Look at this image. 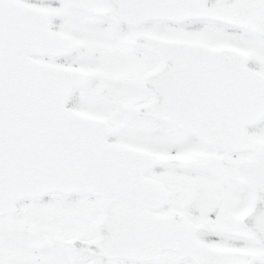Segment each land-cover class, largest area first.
<instances>
[{"label":"snow or ice","instance_id":"1","mask_svg":"<svg viewBox=\"0 0 264 264\" xmlns=\"http://www.w3.org/2000/svg\"><path fill=\"white\" fill-rule=\"evenodd\" d=\"M0 264H264V0H0Z\"/></svg>","mask_w":264,"mask_h":264}]
</instances>
